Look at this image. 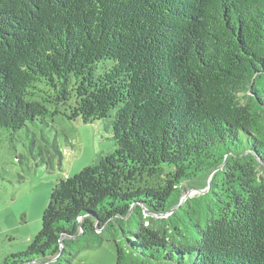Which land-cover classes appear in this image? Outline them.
<instances>
[{"label":"trees","instance_id":"obj_1","mask_svg":"<svg viewBox=\"0 0 264 264\" xmlns=\"http://www.w3.org/2000/svg\"><path fill=\"white\" fill-rule=\"evenodd\" d=\"M58 118L104 121L114 150L0 264H70L78 242L116 264H264V0H0V130ZM29 151L62 158L43 136Z\"/></svg>","mask_w":264,"mask_h":264},{"label":"rangeland","instance_id":"obj_2","mask_svg":"<svg viewBox=\"0 0 264 264\" xmlns=\"http://www.w3.org/2000/svg\"><path fill=\"white\" fill-rule=\"evenodd\" d=\"M10 134L0 130V263L30 246L40 232L50 194L61 179L73 177L101 154L114 150L111 132L102 120L84 124L79 119L67 122L58 118L51 128L28 124L14 134V141ZM42 136L50 143L57 142L61 160L53 159L47 165L46 157L44 162L40 156L32 157L29 147ZM187 194L189 199L201 193L190 190ZM82 245L78 242L67 248L72 255L70 264H116L112 243L79 251ZM65 258L69 256L59 264H66Z\"/></svg>","mask_w":264,"mask_h":264},{"label":"water","instance_id":"obj_3","mask_svg":"<svg viewBox=\"0 0 264 264\" xmlns=\"http://www.w3.org/2000/svg\"><path fill=\"white\" fill-rule=\"evenodd\" d=\"M209 180H210V178H208L206 181V189L204 190V191H198V192H200L201 194H203V193H205L208 189H209ZM193 191H197V190H193ZM190 191H188L187 193H189ZM188 195V194H187ZM186 200V198L184 197L183 198V201H185Z\"/></svg>","mask_w":264,"mask_h":264}]
</instances>
